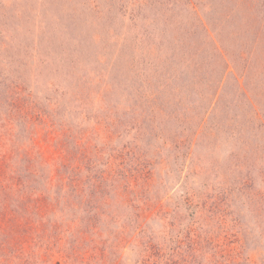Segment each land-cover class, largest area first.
I'll return each mask as SVG.
<instances>
[{
    "label": "rangeland",
    "instance_id": "1",
    "mask_svg": "<svg viewBox=\"0 0 264 264\" xmlns=\"http://www.w3.org/2000/svg\"><path fill=\"white\" fill-rule=\"evenodd\" d=\"M0 264H264V0H0Z\"/></svg>",
    "mask_w": 264,
    "mask_h": 264
}]
</instances>
